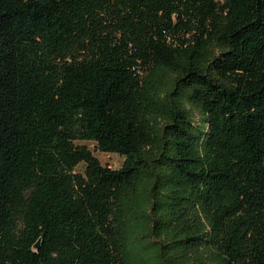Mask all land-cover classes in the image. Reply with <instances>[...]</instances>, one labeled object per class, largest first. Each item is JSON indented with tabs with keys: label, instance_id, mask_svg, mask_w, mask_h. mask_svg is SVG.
<instances>
[{
	"label": "trees",
	"instance_id": "obj_1",
	"mask_svg": "<svg viewBox=\"0 0 264 264\" xmlns=\"http://www.w3.org/2000/svg\"><path fill=\"white\" fill-rule=\"evenodd\" d=\"M0 264H264V0H0Z\"/></svg>",
	"mask_w": 264,
	"mask_h": 264
},
{
	"label": "rangeland",
	"instance_id": "obj_2",
	"mask_svg": "<svg viewBox=\"0 0 264 264\" xmlns=\"http://www.w3.org/2000/svg\"><path fill=\"white\" fill-rule=\"evenodd\" d=\"M89 148L92 150L93 154L98 158L102 165L109 166L111 168H117L121 165L123 161V156L117 153L103 152L94 147V145L89 141H84ZM83 165H79L78 168L82 169Z\"/></svg>",
	"mask_w": 264,
	"mask_h": 264
},
{
	"label": "water",
	"instance_id": "obj_3",
	"mask_svg": "<svg viewBox=\"0 0 264 264\" xmlns=\"http://www.w3.org/2000/svg\"><path fill=\"white\" fill-rule=\"evenodd\" d=\"M38 244H39V241H37V242L34 244V246H35V247H38Z\"/></svg>",
	"mask_w": 264,
	"mask_h": 264
}]
</instances>
